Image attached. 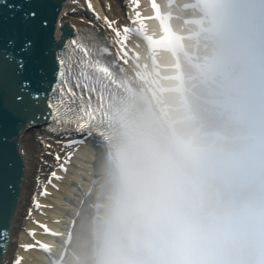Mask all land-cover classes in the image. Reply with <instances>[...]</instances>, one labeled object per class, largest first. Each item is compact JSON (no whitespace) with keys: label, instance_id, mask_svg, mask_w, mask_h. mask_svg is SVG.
Returning a JSON list of instances; mask_svg holds the SVG:
<instances>
[{"label":"clouds","instance_id":"obj_1","mask_svg":"<svg viewBox=\"0 0 264 264\" xmlns=\"http://www.w3.org/2000/svg\"><path fill=\"white\" fill-rule=\"evenodd\" d=\"M186 97L114 117L74 264H264V0H206Z\"/></svg>","mask_w":264,"mask_h":264},{"label":"snow or ice","instance_id":"obj_2","mask_svg":"<svg viewBox=\"0 0 264 264\" xmlns=\"http://www.w3.org/2000/svg\"><path fill=\"white\" fill-rule=\"evenodd\" d=\"M132 3L135 7L139 6L137 0H132ZM0 5L3 6V10L11 12L13 18L16 12H20L23 21H34L37 15L34 11H24L21 5H10L7 0H0ZM140 20V14L136 12L133 23L139 24ZM40 27H46V24L41 22ZM123 31L122 37L120 32L116 33L121 44L128 39L131 29L126 27ZM12 45L13 42L9 41L8 46ZM30 47V41L24 42L17 55L26 52ZM108 54L109 50L95 33L87 29H78L74 37L66 41L62 49L55 52L52 68L54 82L50 88L39 95L30 94L33 109H41V102H43L45 110L42 114L33 111L21 120L19 127L24 130L26 127L34 126L37 121L43 120L47 122L49 129L57 132H62L71 126H74L77 131L87 129L91 132L113 76L114 68L105 60ZM4 60L14 62L17 72H22L25 67L22 56L17 58L12 53H5ZM28 87L27 83L21 85V92L15 96V101L24 103ZM21 139L22 137L17 135L12 145L13 158L17 155L24 156L28 152V145L22 144ZM52 178L59 179L54 173ZM10 223L6 198L0 197V224L7 228ZM45 231H47L46 228ZM3 235L6 237L8 233L5 232ZM0 248H6V245L0 244ZM16 264H20L19 259Z\"/></svg>","mask_w":264,"mask_h":264},{"label":"water","instance_id":"obj_3","mask_svg":"<svg viewBox=\"0 0 264 264\" xmlns=\"http://www.w3.org/2000/svg\"><path fill=\"white\" fill-rule=\"evenodd\" d=\"M8 4L21 5L24 11L36 12L35 20L23 21L21 13L16 12L15 18L9 11L3 10L0 5V197L6 198L7 213L9 217L18 201L17 183L21 176V159L19 155L12 156V145L17 135H22L30 127L22 130L19 125L21 120L33 111L42 112L41 109H33L30 94L39 95L46 92L54 81L52 68L54 65V53L62 45L55 43L53 30L55 17L63 0H7ZM41 22L46 27H40ZM66 35L68 34L67 30ZM12 41L13 45L8 46ZM31 42V47L24 53H20L25 60L22 72L15 70L14 62L4 60L5 53H12L19 58L18 50L24 42ZM29 85L26 90L24 103L15 101V96L21 92V85ZM43 120L37 121L34 126L42 124ZM33 127V126H31ZM21 163V164H20ZM0 224V244H5L6 238L3 233L8 232ZM5 248H0L3 252ZM4 260V256H3ZM2 260V261H3Z\"/></svg>","mask_w":264,"mask_h":264},{"label":"bare ground","instance_id":"obj_4","mask_svg":"<svg viewBox=\"0 0 264 264\" xmlns=\"http://www.w3.org/2000/svg\"><path fill=\"white\" fill-rule=\"evenodd\" d=\"M70 1V0H69ZM69 1L67 5L64 6L63 12L61 14L67 13L69 9H77V6L71 7L69 4ZM90 2H94L97 4L96 6L100 10H104L105 13H108L109 15H112L115 18H120L121 16V8L120 3L114 2L113 0H89ZM102 6H104L102 8ZM60 31L57 30V37L59 38ZM21 143L28 145V152L24 156H20L22 165H23V172L21 173L20 179L16 185L18 193V206L15 210L14 216L11 218L10 223V233L7 235V242H6V248L4 251V260L5 264H9L11 260H13L14 255L17 252H20L18 250V238L23 236V228L29 227V224L27 223V220L25 219L26 209L27 206L30 204L31 196L33 194V189L36 185L35 179L40 180V178L46 177L44 175V172L47 171L50 172L51 169L45 170L46 165L44 163H41L40 159L43 157L44 161L48 159V157L45 155V150L42 149V141L44 144L50 143L47 139L43 131H41L40 128H34L30 127L27 131H25L21 135ZM41 138V139H39ZM46 139V140H45ZM41 154H43L41 156ZM102 159V158H101ZM81 166L86 167L84 165V160L80 162ZM41 169V170H40ZM79 172L87 175V171L82 169H79ZM74 176V175H73ZM74 178V177H73ZM76 180H81L79 177H75ZM82 181V180H81ZM83 183V182H82ZM64 189L61 191L54 192V196L52 197V204L51 209H48V213H53L55 215L61 214L65 209L63 206H61V203L63 201V198L67 197L72 194L73 190H66L65 187L60 186V189ZM66 190V191H65ZM72 196V195H71ZM73 209L71 205L67 208ZM46 211V209H45ZM66 212V211H65ZM28 213V212H27ZM68 214V213H67ZM59 216V215H58ZM27 256V255H25ZM32 258V257H31ZM34 260H31L30 263H33ZM35 264V263H34Z\"/></svg>","mask_w":264,"mask_h":264}]
</instances>
